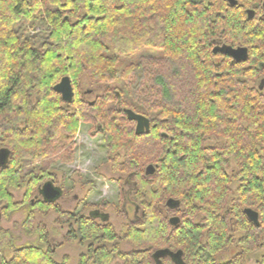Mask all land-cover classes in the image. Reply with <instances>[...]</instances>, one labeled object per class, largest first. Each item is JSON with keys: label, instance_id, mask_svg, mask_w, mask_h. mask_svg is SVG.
<instances>
[{"label": "trees", "instance_id": "1", "mask_svg": "<svg viewBox=\"0 0 264 264\" xmlns=\"http://www.w3.org/2000/svg\"><path fill=\"white\" fill-rule=\"evenodd\" d=\"M249 3L0 0L1 217L28 208L23 226L31 235L36 212L55 213L69 228L65 241L87 246L79 264H247L264 248V24L247 18ZM223 44L248 48V61L215 54ZM67 76L71 103L54 91ZM84 76L102 87L94 102L82 93ZM126 109L147 117L150 133L138 136ZM83 123L103 134L112 172L133 184L140 216L121 210L123 234L37 195L57 184L52 164L74 161ZM211 137L223 145L208 146ZM231 160L236 174L228 173ZM22 188L17 202L11 190ZM36 233L47 249L16 248L0 227L1 264H68L55 259L43 226ZM234 246L240 251L220 262Z\"/></svg>", "mask_w": 264, "mask_h": 264}, {"label": "rangeland", "instance_id": "2", "mask_svg": "<svg viewBox=\"0 0 264 264\" xmlns=\"http://www.w3.org/2000/svg\"><path fill=\"white\" fill-rule=\"evenodd\" d=\"M37 32H40L39 28L36 31L29 30L31 35ZM221 60L217 59L218 62ZM81 88L89 102H94L102 91V87L90 84L85 76L81 79ZM90 129H92L90 123H83L80 126L74 139L75 155L72 163H55L51 166L57 179L55 187L63 191V195L57 200V203L64 210L83 211L86 215H91L96 211V218L99 221L110 222L119 234H123L126 230L127 219L121 210L124 209L127 212L128 219H136L140 216L138 205L131 199L133 184L126 175L112 172L111 165L106 159L107 150L104 146L103 134ZM223 143L222 139L216 137L207 140L208 146L221 147ZM237 172L238 167L231 160L228 173L236 174ZM119 179L121 180L119 181ZM237 187V184H234L232 188L236 190ZM11 192L15 200L21 202L26 189L11 190ZM37 195L42 197L40 192ZM27 217L28 208L13 214L2 215L0 219V227L10 231L14 236L16 248L34 244L47 249L48 245L43 244L39 239V234L36 233L37 227L43 226L49 233L51 246L55 249V259L62 262L67 257L68 264H79L80 255L87 251V246L82 247L77 243L65 241L69 228L68 226L60 227L55 222L57 218L55 213L44 215L36 212L33 224L34 233L31 235L23 226ZM131 249L132 246L129 244H122L123 251ZM239 251L240 248L234 246L229 252L221 255L219 261L228 262ZM13 255V250L3 253L4 259L7 261L11 260ZM263 256L264 248L249 255L247 264H261ZM116 262L122 264V261L117 260Z\"/></svg>", "mask_w": 264, "mask_h": 264}, {"label": "water", "instance_id": "3", "mask_svg": "<svg viewBox=\"0 0 264 264\" xmlns=\"http://www.w3.org/2000/svg\"><path fill=\"white\" fill-rule=\"evenodd\" d=\"M227 1L231 6H236L238 4L237 0H227ZM248 19L249 20L252 19V11H248ZM214 53L229 56L234 63L247 62L249 59V50L246 47H233L231 45L223 44L216 46V48L214 49ZM261 88L263 87L261 86ZM54 91L62 96V99L65 103H71L74 100L75 91L72 80L69 76L64 77L61 80V82L54 87ZM125 113L130 121L136 123V134L138 136L144 135L146 133H150L151 122L147 117L137 114L130 109H126ZM3 161H6L5 153L0 154V166L4 165L2 163ZM151 170L153 171V168H150L147 171V173L149 174ZM40 193L42 197L48 202H57V200L63 195V191L59 188H56L54 184H52L51 182L46 183L41 188ZM168 206L170 208H177L179 206V203L170 200L168 202ZM245 214L252 223H254L256 226H260L258 212H256L251 208H248L245 210ZM91 216L96 218V211L92 212ZM0 219H1V211H0ZM172 221L178 222L177 219H173ZM0 264H1V256H0Z\"/></svg>", "mask_w": 264, "mask_h": 264}, {"label": "flooded vegetation", "instance_id": "4", "mask_svg": "<svg viewBox=\"0 0 264 264\" xmlns=\"http://www.w3.org/2000/svg\"><path fill=\"white\" fill-rule=\"evenodd\" d=\"M237 1L239 3V0ZM245 11L247 18H248V11H252V19H251L252 22H257L258 24H264V0H250L249 6L248 8H246ZM2 163L5 164L6 161H3Z\"/></svg>", "mask_w": 264, "mask_h": 264}]
</instances>
